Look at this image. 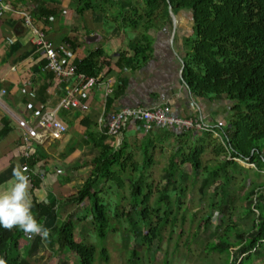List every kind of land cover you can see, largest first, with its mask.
Listing matches in <instances>:
<instances>
[{
	"label": "trees",
	"instance_id": "16d2710c",
	"mask_svg": "<svg viewBox=\"0 0 264 264\" xmlns=\"http://www.w3.org/2000/svg\"><path fill=\"white\" fill-rule=\"evenodd\" d=\"M170 6L175 14L190 10L194 20L192 33L183 40L185 86L195 98L232 102L226 127L224 124L218 129L210 127L209 131L152 129L144 135L123 133L120 142L107 134V128L98 135L90 133L95 158L82 168L84 184L61 200L36 198L34 191L40 183L34 175L37 165L34 153L26 161L32 184L33 212L51 232L47 240L36 236L29 254L44 244L52 251L54 264H70L69 255L78 264H95L97 248L78 242L76 226L89 219L93 231L105 240L112 219L106 209L121 207L122 199L125 203L130 199L129 208L122 216H130L134 211L144 222L133 221L131 229L126 230L125 249L134 233L139 238L136 250L146 244L149 252L154 243L161 242L164 228L170 225L176 228L180 216L184 225L186 215L191 213L185 198L191 194L190 185L194 187L193 183L199 178L198 193L203 199L211 191L208 207L219 212L216 227L220 229L223 224L220 217L231 213L232 191L237 194L243 184L237 188V178L231 170H240V174L245 170L235 160H229L228 155L248 160L259 172L264 171V153L257 146L264 141V0H79L78 15L92 10L102 17L105 36L115 29L119 32L117 50L108 54L97 47L84 58L72 63L67 60L63 65L74 66L77 75L95 78L102 75V79L115 69L119 72L142 69L154 58L151 31L171 24ZM41 15L47 13L41 10ZM65 43L73 50L78 48L75 38H66ZM44 66L42 59L40 68ZM125 89L124 80L119 78L116 88L106 97V110L124 95ZM221 132L224 133L223 143L214 137V134L221 136ZM167 148H171V155L161 169L160 180L155 182V153ZM262 149L264 151V147ZM209 150L215 159L206 162L204 157ZM221 157L223 160L219 161ZM242 199L251 222L250 230L237 232L230 243L226 234L236 229L232 223L223 230L222 237L208 245L209 254H231L236 249L242 259L237 260L232 254L229 264H243L264 250V184L252 183ZM67 203L82 205L83 209L88 203L90 209L82 216L78 214L80 210H74L62 218L60 205ZM202 221L206 226L207 219ZM25 239L18 228L9 231L0 227V258L6 264H34L32 255L23 256ZM135 259L136 251H133L131 261L137 262ZM100 261L110 262L106 249L101 251Z\"/></svg>",
	"mask_w": 264,
	"mask_h": 264
},
{
	"label": "crops",
	"instance_id": "0c3cea01",
	"mask_svg": "<svg viewBox=\"0 0 264 264\" xmlns=\"http://www.w3.org/2000/svg\"><path fill=\"white\" fill-rule=\"evenodd\" d=\"M4 1L9 9L0 5V188L10 180L13 167L17 164L26 166L22 144L25 132L19 127V121L34 122L41 106L56 107L65 95L63 88L77 83L73 77L60 85L51 73L40 68L42 58L36 53L21 12L31 16L32 25L55 47L67 44L66 38H75L78 44L76 50L67 44L72 52L69 63L84 58L97 47L104 48L101 45L104 38L108 43V52L104 49L105 52L114 53L119 36L116 29L105 36L102 17L92 10L78 15L79 0ZM41 10L47 15L42 16ZM193 25L192 14L181 16L179 12L175 17L171 16V24L159 31H151L154 58L148 65L136 71L112 70L102 79L101 85L80 97V106L58 112V117L68 125L69 130L60 141L35 149L37 165L34 175L40 183L34 191L37 199L61 200L81 188L84 184L82 168L92 161L90 157L94 155L90 133H101L107 128L111 113L120 108L170 104L181 117L194 116L197 110L202 123L209 127L218 129L224 124L232 102L195 98L181 79L185 55L183 40L192 33ZM94 32L100 34V42L87 44L85 36ZM119 78L124 80L125 93L106 110V91L116 88ZM41 89L44 90L41 92ZM42 99H45L43 103L40 102ZM85 205L84 208L89 211V204ZM60 207L65 211L70 207L79 211L83 206L67 203ZM44 248L40 244L33 252L32 263L43 264L40 256L45 253Z\"/></svg>",
	"mask_w": 264,
	"mask_h": 264
},
{
	"label": "rangeland",
	"instance_id": "374dc122",
	"mask_svg": "<svg viewBox=\"0 0 264 264\" xmlns=\"http://www.w3.org/2000/svg\"><path fill=\"white\" fill-rule=\"evenodd\" d=\"M191 14L192 13L187 9L180 11L181 16H191ZM188 24L190 23H185V25ZM101 45H103V49L108 52V43L105 38ZM164 105L161 104L159 106ZM172 110L176 116H179L175 113L173 107ZM202 124L205 128L208 127V125H206L205 123ZM225 125L226 122L224 123V126ZM214 137L218 139V142L223 143L224 133L221 132V136H218V134H214ZM257 146L262 151V153H264L262 149L264 147V141L258 142ZM170 155L171 148H167V150L164 152L157 151L155 153L154 161L156 162V164L153 168V177L155 182H158L160 180L161 169L167 165ZM90 158L91 160H93L95 158V155H92ZM214 159V153L209 150L205 155L204 160L208 162ZM218 159L219 161L223 160L222 157ZM228 159L235 160L229 155ZM236 161V163H238L245 170L241 172V174L240 170L238 172L235 171L234 168H232V170L230 168V170L233 171L234 177L237 178V188L240 187L239 185L241 183L243 184H241L242 186L237 189V194L236 192L232 191L234 202L230 207L231 213L228 216L223 215L220 217L223 222L220 229L216 227L219 212H217V210L215 209H211V207H208L211 198V191H209L206 197L203 199L198 193L197 189L200 181L199 178L196 182L193 183L194 187L190 185V188L192 190L191 194L185 198L186 205L187 203H189L191 206V213L189 215H186V222L184 223V225L181 222L182 216H180L179 221L176 224V228H172L171 225L167 228H164V230L162 231L161 242L159 244L154 243L149 252L146 251V244L144 245V247H142V249L136 250V247L139 244V238L134 233H131L130 240L126 242L127 250L124 247V236L126 235V230L131 229V224L133 223V221L140 224L144 223L139 214L134 211H131L130 216H122V213L126 212L129 208L128 205L130 204V199L127 203H125L122 199L124 203H121L123 204L121 205L122 208L113 207L106 209L108 215L111 216L112 219L110 222L108 237L105 240L93 231V224L89 219L83 220L77 224L75 237L78 242H83L88 245L91 244L97 248L95 264H229L232 260V254L237 258V260H241L242 256L238 254L236 249L232 250L231 254H209L208 251V245L212 244L214 242V239H219L220 237H222V235H224L223 230L232 223L236 225V229H230L226 234L228 235V240L230 243H232V240L234 239V236H236L237 232H248V230H250L251 222L248 219L246 203L242 198L244 193L250 189L252 183L264 184V171L259 172L256 169L255 165L250 163V161L248 160L244 161L242 159H236ZM208 165H211L210 162L208 163ZM212 189H214V187ZM260 191L261 190H259L258 193ZM73 210L74 209H72V207H70V209L66 211L61 209L60 216L63 218L67 215V213H70ZM86 211L87 210L85 208H82L78 213L80 214L79 216L87 213ZM117 216L121 217L118 218ZM193 216L194 218H192ZM151 219L154 220L153 217ZM205 219H207L208 221L206 226L202 223V220ZM47 223L48 225H50L51 221L48 219ZM24 244H26V240ZM103 249H106L109 253V263L100 261V253ZM44 251L45 253L40 256L42 258L41 262L43 264H54L55 259L52 251L48 250L46 246L44 248ZM133 251H136L135 261L137 262L131 261ZM260 252L261 253L257 252L255 255H253L251 259L244 261L243 264H264V250H260ZM23 254L22 255L24 257H29V255H32L31 253L29 255H26L25 251ZM68 260H70V264H78L73 256L69 255Z\"/></svg>",
	"mask_w": 264,
	"mask_h": 264
},
{
	"label": "built area",
	"instance_id": "2783aa9c",
	"mask_svg": "<svg viewBox=\"0 0 264 264\" xmlns=\"http://www.w3.org/2000/svg\"><path fill=\"white\" fill-rule=\"evenodd\" d=\"M0 5L6 10L9 9L4 0H0ZM20 15L22 16L23 23L29 28L36 53L45 61L43 70L51 73L60 85L66 84L73 77L77 79V83L74 86L63 88L65 95L61 97L56 107L47 108L46 106H41L40 113L34 122L19 121V127L25 132L22 144L25 164L27 166V159L34 155L35 149L38 146L60 141L68 132V125L58 117V112L60 110H70L74 106H80V97L89 90L101 85L102 77L95 78L86 77L82 74L77 75L74 66L63 65L65 63L63 60L67 61L72 58L69 45L62 44L55 47L46 40L45 35L32 25V19L29 14L21 12ZM110 93L111 89L109 88L106 91L105 97ZM174 128L179 130H212L210 127L205 128L203 126L197 110L194 112V116L188 118L179 117L173 113L172 106L167 104L157 107H123L113 111L109 116L107 134L115 137L117 142H120L123 133L144 135L152 129L169 130ZM255 212L258 216V211L255 210ZM24 235L26 237V244L23 246V251L28 255L33 240L36 237L29 239L26 234Z\"/></svg>",
	"mask_w": 264,
	"mask_h": 264
},
{
	"label": "clouds",
	"instance_id": "9594fccd",
	"mask_svg": "<svg viewBox=\"0 0 264 264\" xmlns=\"http://www.w3.org/2000/svg\"><path fill=\"white\" fill-rule=\"evenodd\" d=\"M28 172L27 166L17 164L6 186L0 188V227L9 231L18 228L29 239L39 236L47 240L51 230L33 212ZM0 264H6V261L0 258Z\"/></svg>",
	"mask_w": 264,
	"mask_h": 264
},
{
	"label": "water",
	"instance_id": "95a60500",
	"mask_svg": "<svg viewBox=\"0 0 264 264\" xmlns=\"http://www.w3.org/2000/svg\"><path fill=\"white\" fill-rule=\"evenodd\" d=\"M169 8H170V15L172 17H175L176 14L172 11V7L170 6ZM100 40H101V36L97 32H94V33H91V34H87L85 36V42L87 44H90V45L97 44L98 42H100ZM182 70H183V65H182ZM181 79L183 80V78H182V71H181ZM183 82H184V80H183Z\"/></svg>",
	"mask_w": 264,
	"mask_h": 264
}]
</instances>
